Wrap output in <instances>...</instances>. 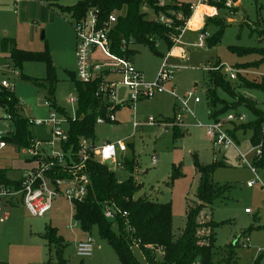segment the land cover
Segmentation results:
<instances>
[{"label":"rangeland","instance_id":"rangeland-1","mask_svg":"<svg viewBox=\"0 0 264 264\" xmlns=\"http://www.w3.org/2000/svg\"><path fill=\"white\" fill-rule=\"evenodd\" d=\"M85 0H24L15 9L7 8L2 13L9 22V29L16 39L19 49L27 51H45L48 49L52 64L56 69L57 82L54 90V100L57 105L66 110L70 119L77 117L78 93L75 78L77 59L75 56L76 37L71 14L62 12L61 6H72ZM144 11H147L145 9ZM148 18L153 14L148 12ZM225 24L224 32L219 44L213 47H199L197 35L187 32L183 38L184 57L173 55L168 65L175 70V89L178 97L187 96L193 114L183 113V128H179L182 135L174 136V126L165 128L162 123L172 124L178 112L180 102L169 92H159L153 98L138 102L136 110L127 104L129 88L119 85L116 89L117 109L116 122H109L95 126V140L97 143L124 139L127 151L119 153L121 160L134 159L136 166L133 173L135 180L142 184L136 198L146 196L162 203H171L173 209V227L176 236H179L186 224V213L189 206L198 202L197 190L200 174L195 162L209 165L215 162L223 163L213 174V180L219 185H231L225 198L217 199L212 205L204 208L201 214L203 220H213L219 224L216 232V246L225 248L239 236L241 245L237 249L236 264H264V187L257 182L248 187V182L255 179L252 169L241 163L239 153L235 148L220 150L214 145L207 133L205 125L211 123L209 117V87L208 69L217 61L224 66L223 73L227 78L238 85L237 79L230 78L236 64L252 62L262 59V55L251 54L240 57L231 51L232 47L243 49H260L264 54V0H238V4L231 11L219 7L218 13L210 18ZM210 36H214L220 25L210 23L207 28ZM2 35V34H0ZM16 43V44H17ZM138 53L134 56V65L143 71L147 80L157 78L162 56H158L144 45L135 46ZM159 51L166 55L167 46L157 42ZM0 51H3L0 48ZM9 52H0V81L7 79L13 86V92L20 102L21 114L25 118L45 120L49 116L48 87L46 78V64L43 62H25L22 68L13 61L11 68L6 70L4 65ZM250 81H261L264 77V63L259 68H249L239 71ZM237 83V84H236ZM168 88L172 85L168 84ZM245 96L254 100L257 107L264 112V93L255 89L240 90ZM221 98L231 100L226 93L218 90ZM201 98L196 103L194 97ZM124 107H120V106ZM244 114V123H227L226 129L233 131L240 151L247 154L249 162H253L255 151L251 143L253 129L235 128L241 124H250L256 121L255 115L248 109L241 107L237 111L231 110L228 114ZM228 114L222 116L224 119ZM5 111L0 107V135L7 131L13 132V123L5 118ZM62 116V114H61ZM60 117V116H59ZM154 117L161 122L151 125L148 118ZM137 121L139 126L133 128ZM202 123L203 126L199 124ZM68 128V123L63 124ZM153 157L156 163L153 164ZM27 156L13 147H8L0 156V167L8 169V177L18 179L22 170L29 167ZM114 172L118 180H126L130 173L122 167H115ZM264 180V173L257 170ZM250 210V212H247ZM9 216L0 220V264H59L55 252L49 249L48 242L43 234L47 226L56 227L59 235L65 239V264H123L110 242L103 238L98 226L91 231L84 232L78 223L75 227L74 204L65 198H57L53 208L45 216H34L27 211L22 203L9 208ZM3 213L0 211V219ZM114 231H118L115 219ZM87 236L94 242L93 254L90 257H80L77 254V244ZM250 242L243 246L246 237ZM133 252L141 264H147L142 252L136 246Z\"/></svg>","mask_w":264,"mask_h":264},{"label":"trees","instance_id":"trees-1","mask_svg":"<svg viewBox=\"0 0 264 264\" xmlns=\"http://www.w3.org/2000/svg\"><path fill=\"white\" fill-rule=\"evenodd\" d=\"M99 11V20L105 21L108 16L116 12L117 23L111 33L113 41V52L121 56L134 57L138 51L136 47L127 48L130 40H135L136 45H144L158 56L164 57L159 51L157 42L161 41L168 51L173 47L169 38L170 30L164 24L155 22L148 18L146 8H151L155 13H160L164 8H159L156 0H85L72 6H61L62 12H67L75 18H83L90 9ZM179 10V7L175 8ZM186 16L190 15L187 7L181 8ZM220 25V30L206 40V46L213 47L219 44L224 32L225 24L221 21L208 19L204 31H208L210 23ZM0 48L9 52L7 58L22 68L25 62H43L46 64V78L48 101L58 111L65 109L56 104L53 94L57 82L56 69L52 64L51 54L45 51H27L19 49L13 38L0 40ZM231 51L240 57L251 54H261L262 59L235 65L237 71L249 68H259L264 63V54L260 49H243L232 47ZM224 66L217 61L208 69L209 87L207 97L209 100V117L219 120L231 110L237 111L244 107L251 111L256 121L250 124H241L235 128L253 129L251 143L253 146H261V154L254 158L253 166L264 173V112H262L254 100L245 96L240 90L255 89L264 93V77L261 81H250L238 72V85L233 84L225 73ZM75 85L78 93L77 119H70L69 141L66 149L74 152L79 150V140L82 137L95 140V126L99 116L106 117L109 113L110 104L96 96L97 81L93 83H82L77 80ZM237 84V83H236ZM218 90H222L230 97V101L219 96ZM0 106L4 109L5 118L14 125V131L5 138L9 143L28 146L31 142L33 132L27 118L21 114L20 102L13 91L0 88ZM117 109V107H116ZM115 109V110H116ZM230 134L236 139L234 130ZM182 133L177 126L174 128V136L180 137ZM200 181L197 190L198 202L189 206L186 213V224L179 236L174 233L173 209L171 203H162L146 196L135 197L142 188L134 176L136 163L134 159H125L124 167L130 176L123 181L118 180L116 173L109 165L100 164L93 160L87 163L91 180L86 198L83 201L74 202V219L79 222L84 232L91 231L97 225L99 233L106 238L123 264H141L133 252V247L138 246L147 264H236L237 249L241 245V237L225 248L216 246V235L219 224L213 220H203L202 211L212 205L217 199L225 198L226 192L231 185H219L214 182L213 174L218 166L224 164L215 162L209 165H201L195 162ZM0 177L7 180V170L0 169ZM11 183V182H10ZM114 205L117 209L115 222L118 231H114L113 222L104 214L105 204ZM126 213V215H125ZM48 242L49 249L55 252L59 264H65L63 256L66 247L65 239L59 235L56 227L47 226L43 234ZM244 246V243H242ZM165 253L160 255L158 250ZM50 264V263H49ZM257 264V261L254 263Z\"/></svg>","mask_w":264,"mask_h":264},{"label":"built area","instance_id":"built-area-1","mask_svg":"<svg viewBox=\"0 0 264 264\" xmlns=\"http://www.w3.org/2000/svg\"><path fill=\"white\" fill-rule=\"evenodd\" d=\"M15 1L17 3L20 0ZM156 4L164 10L155 13L153 9L146 8L147 13L153 14V18L149 19L169 28V38L174 45L164 55L158 76L153 81L145 78L144 73L134 65L132 57L121 56L113 52L111 33L117 23L116 12L111 13L103 22L99 20V11L95 8L90 9L83 18L72 16L76 37V78L85 84L97 81L96 96L110 104L109 113L106 117L99 116L97 118L99 124L117 121L115 114L117 107L116 89L123 84L130 91L127 104L134 110H136L138 102L151 99L159 92L166 91L177 97L180 107L175 114L173 123H162V125L165 128H169V126L183 128V113H194L189 104V97L194 94L189 92L184 97L176 95L175 70L168 65V60L173 55L180 58L184 57L181 46L183 37L188 31L197 32V43L194 45L205 47L206 40L210 37V33L204 31L206 21L218 13L219 7L231 11L238 4V0H156ZM176 7H179V10L175 9ZM182 7L189 9L191 12L189 16L185 15ZM201 8H210L212 13L202 14ZM194 21H196L195 24ZM124 45H127V48H133L136 46V42L132 39L128 44L124 42ZM6 59L8 61L4 65L5 69L16 73V69L11 68L9 59L7 57ZM238 72L233 70L230 78L232 80L237 79ZM225 75L227 76V74ZM168 84H171L172 87L168 88ZM0 88L13 91V86L7 79L0 81ZM70 101L78 102V97L77 99L71 98ZM194 101L199 103L201 98L195 96ZM45 105L49 107L47 119L27 118L33 132L28 146L15 145L5 140L12 132L7 131L0 135V156L8 147H13V149L26 155V162L29 163V167L22 170L20 178L11 179L7 177L11 183L0 177V211L3 213L1 222L9 216V208L18 203H22L32 215L43 217L52 210L57 198H65L72 203L83 201L91 184L87 168V163L91 160L109 165L112 170L115 167L123 168L124 162L119 153L127 151L124 139L97 143L96 140L82 137L79 140L78 152H74L70 148L66 149V144L69 141L70 118L67 116L66 110L63 112L56 110L49 101H46ZM76 119L77 117L72 120ZM147 121L151 125L161 122L154 117H149ZM245 121L246 116L244 114L230 113L224 119L212 120L210 124L205 126L215 146H218L220 150L235 148L239 153L241 163L252 169L256 177L248 182V187H253L257 182L264 187V180L258 175L253 162L248 161L247 154L240 151L236 139L230 134V130L226 129L227 123H244ZM65 122L68 123V128L63 127ZM199 125L203 126L202 123ZM138 126L139 123L135 121L133 128ZM253 150L255 157L261 154L260 145L253 146ZM155 163L156 158L153 157V164ZM116 213L117 209L114 205L105 204L104 214L106 218L115 219ZM78 223L76 221L74 227ZM249 242L250 238L247 236L243 242L244 246ZM93 248V238L87 236L77 244V254L83 258L90 257L93 254ZM158 253L163 255L165 252L159 249Z\"/></svg>","mask_w":264,"mask_h":264},{"label":"crops","instance_id":"crops-1","mask_svg":"<svg viewBox=\"0 0 264 264\" xmlns=\"http://www.w3.org/2000/svg\"><path fill=\"white\" fill-rule=\"evenodd\" d=\"M24 0H20L19 2L16 3L15 0H0V40L3 39V38H13V33H11L12 31L9 29V22L6 20L5 16L2 15L3 12H5L7 10V8H12L13 9L17 8L18 5ZM210 14L212 13V10L210 8H203L202 9V14ZM200 16V15H199ZM196 23V22H195ZM189 32V31H188ZM190 32H193L197 35V32L195 31H190ZM186 35V34H185ZM184 35V36H185ZM184 38V37H183ZM14 39V38H13ZM16 41V39H15ZM17 43V42H16ZM17 47H18V43L16 44ZM184 46H189L188 43H184L183 44ZM20 48V47H18ZM182 50L184 49L183 46H181ZM1 53H4V52H7V51H0ZM178 52V51H177ZM134 58V57H133ZM142 71V70H141ZM143 72V71H142ZM120 107H124V106H120ZM0 169H6L7 170V177H8V169L7 168H2L0 167ZM138 247V246H136ZM139 248V247H138ZM140 249V248H139ZM141 251V250H140ZM145 259V258H144Z\"/></svg>","mask_w":264,"mask_h":264},{"label":"bare ground","instance_id":"bare-ground-1","mask_svg":"<svg viewBox=\"0 0 264 264\" xmlns=\"http://www.w3.org/2000/svg\"><path fill=\"white\" fill-rule=\"evenodd\" d=\"M202 9H203V8H201V11H200V12H202ZM200 12H199V13H200ZM199 15H200V14H199ZM195 22H196V21H194V24H195Z\"/></svg>","mask_w":264,"mask_h":264}]
</instances>
